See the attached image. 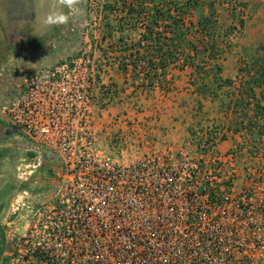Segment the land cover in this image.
<instances>
[{"label":"built area","instance_id":"obj_1","mask_svg":"<svg viewBox=\"0 0 264 264\" xmlns=\"http://www.w3.org/2000/svg\"><path fill=\"white\" fill-rule=\"evenodd\" d=\"M100 42L27 75L0 106L6 137L57 169L45 200L12 197L0 264H264V169L240 171L245 148L218 147L227 131L127 162L96 147L94 111L120 96L100 80Z\"/></svg>","mask_w":264,"mask_h":264},{"label":"crops","instance_id":"obj_2","mask_svg":"<svg viewBox=\"0 0 264 264\" xmlns=\"http://www.w3.org/2000/svg\"><path fill=\"white\" fill-rule=\"evenodd\" d=\"M16 4L21 5L25 10L28 9L31 13L29 16L23 15L14 19L19 29L18 34L15 32V36H20L21 41L15 43L16 41L11 38L7 43L8 45H5L2 51L0 49L1 52L9 53L0 58V78L4 75L2 72L6 68L17 66L25 75L32 74L48 67L49 62L54 64L58 60H65L63 59L64 56L71 58L75 55L74 0L71 2L69 0H0V18L4 22L3 27H6L8 18L6 17L8 15L3 17V14L8 12V8L10 10L15 8ZM204 7H198L196 12H193L190 21L196 24L202 16H206L207 9ZM202 10H206V12ZM88 15L91 17L93 13H88ZM102 16L103 14L100 12L94 13L93 19L98 18L100 20ZM122 16L124 13H118L111 15L110 19L115 20ZM140 34V30H128L123 33L114 32L112 39L115 42L123 36L128 38V42L136 43ZM4 35L0 33L1 37ZM189 35H191L190 38L194 44H197L201 37L204 38L203 34L196 33L193 29L190 30ZM81 36L84 43H87L88 37H90V46L96 38L94 31L90 35L83 34ZM78 46L80 49L84 48L80 43ZM186 52L191 53V50L187 49ZM30 53L33 54L31 63L27 60L30 57L26 59ZM114 56L120 59L121 53L115 52ZM205 59H208L206 54L202 62H198L196 59L195 63L201 65L206 62ZM25 61L29 62L25 63ZM205 69L208 70L207 66ZM142 70L139 67L128 76L119 69L118 64H114L105 71L100 79L102 83L117 88L121 94L108 107L94 111L93 123L97 131L96 147L112 157H115L112 155L115 152L117 155L115 158L123 162L140 157L149 145L154 150L177 149L185 146L190 137V127L193 124H197V122L201 124L206 118H214L207 116L204 108H197L198 111H202L198 115L193 109L192 100H196L195 104L207 100L205 95H201L199 91L196 92L191 86L192 81L202 78L201 74L195 72L194 67L179 69L174 65L169 66L161 79L162 88L158 87L152 90L146 89L148 80L144 78L145 74ZM133 75L134 80L132 79ZM130 78L131 83L134 84L133 91L129 89ZM208 79L210 80V77ZM208 79L205 81L207 82ZM200 81L202 82V79ZM164 87L167 89L163 90ZM11 94L12 92L8 91L5 97H9ZM228 111V116H230L232 109ZM217 113H215L216 118H218ZM114 139L115 143H113ZM116 140H121L122 143ZM230 140V137H225L224 141L219 143V149L227 148ZM231 144L236 143L231 141Z\"/></svg>","mask_w":264,"mask_h":264},{"label":"rangeland","instance_id":"obj_3","mask_svg":"<svg viewBox=\"0 0 264 264\" xmlns=\"http://www.w3.org/2000/svg\"><path fill=\"white\" fill-rule=\"evenodd\" d=\"M74 1L75 56L81 53L88 56L90 54V48L95 45L94 43L101 41L102 35L99 33V30L101 29L102 21L101 19L98 20V18H93L94 13H97V6H101V2L103 0ZM95 1H98V3H95ZM236 3H245L246 6L243 8ZM70 5L73 6L72 4ZM15 6L16 7L11 10L8 8V12L3 14V17L8 15L6 16L8 17L5 25L6 27H3L4 22L0 18V33L5 34L3 37L0 36L1 51L5 45H8L7 43H9V39H14V41H16L15 43L21 41L20 36H15V32L18 34L19 29L17 28V24L14 19L23 15L29 16L31 13V11L29 12L28 9L25 10L21 5L16 4ZM205 9L207 8L205 7ZM216 9L217 14L214 15V19L218 20L219 26H222L224 29L228 28V25H230L233 17L235 18L234 23H236V26L238 24V20L242 19L244 22L241 30H238L235 34L230 35L229 37L218 40L219 55L217 58L205 59L206 63L209 64L205 65L204 68L207 66L208 70L212 71V69H216V66L219 67L221 70L219 78L221 80L227 79L231 81V83L228 85L222 84V88L219 89L216 88L215 84L209 83L208 92L204 96L207 100L199 102V104H195L196 100H192L194 103L193 109H195L197 113L196 115H198V113H202V111H198L197 108H204L206 109V115L214 118H206L201 124H199V122H197V124H193V126L190 127V137L186 142H190L197 131H203L204 129H212V131L217 129L225 130L229 133L231 140L229 146L223 150H226L233 145L231 144V141H234L235 143L238 142L240 150L245 148V151L240 153V171L242 173L245 172L247 167L264 169V133L260 135H258L259 133L257 134L259 130L264 128V119H258L255 121V117L253 115L254 109L252 106L255 101L253 99L250 100L251 106L246 107L244 113H239L241 107H238L237 114H234V102L237 98H239L238 90L240 89V85H247V83L253 85L254 79H256V77H261L256 71H259L258 67L264 63V0H231L230 2L224 4L223 7L216 5ZM202 11L206 12V10ZM199 12H201V10H199ZM88 13H93V15L90 17ZM51 31L54 30L51 29ZM92 31H94L96 38L93 40L92 46H90V37H88V42L84 43L81 35H90ZM221 32L224 33V30ZM79 43L82 47H84L83 49L79 48ZM99 44L101 47H98L100 48V55L102 56L101 51L108 50V48L102 41ZM114 50L116 51V49ZM1 51L0 58L2 55L7 56L9 54ZM110 53L111 52L108 50L106 55L110 56ZM17 54L20 53L17 52ZM29 55H31V53L27 55L26 59L30 57V59L27 60L31 63V61H33V54L31 56ZM69 58V56L63 57L65 60ZM29 61H25V63ZM61 61L62 60H58L56 63ZM198 62H200L199 59ZM56 63L51 64L49 62L48 67H51ZM22 64L24 65V62ZM6 69L2 72L4 75L0 78V106L17 96L18 93H16V90L19 91L18 87H20L22 80L29 75V73L25 75L21 71V68L19 69L17 66ZM246 70H249L250 73L245 74ZM241 71L243 73H241ZM200 80L196 79V81L191 82V86L196 92L199 91L198 89L203 83V81L201 82ZM208 82H210V80H208ZM158 87L162 88L161 84L152 88L147 87L146 89L152 90L153 88ZM164 89L167 88L164 87L163 90ZM8 91H11L12 94L9 97H5ZM260 91V89L256 88L258 99H260ZM119 93L121 94L120 91ZM209 99L211 100L210 102ZM244 99L248 100L249 98L244 96ZM260 103L264 106V98L261 99ZM231 109L232 114L228 116V110ZM216 112H218V118L215 117ZM247 122L250 123V125H252V123H256L257 125L256 127H247ZM240 123H242L241 126L243 128L238 131V135L236 134V129L239 127ZM6 130L7 125L5 119L0 114V205L4 204L0 213V250L2 249L1 243L5 229L4 218L8 212L12 197L19 191L27 190L39 195L40 198H44L45 200L47 196L52 194L55 187V173L57 171L54 165L51 166L50 164H41L37 167V161L34 158V154L28 151L25 147L18 145L14 141H11V139L7 138V132L3 133ZM224 139L225 138H222L219 143L224 141ZM114 141L115 139L113 140V143H115ZM116 141L119 142V140ZM249 150L252 154H249ZM112 155L117 157L115 152H113Z\"/></svg>","mask_w":264,"mask_h":264},{"label":"trees","instance_id":"obj_4","mask_svg":"<svg viewBox=\"0 0 264 264\" xmlns=\"http://www.w3.org/2000/svg\"><path fill=\"white\" fill-rule=\"evenodd\" d=\"M230 1L103 0L101 6H97L96 12L103 14L100 29L101 41L107 45L111 55L107 56L106 52L108 50H103L101 51V57L108 65L118 63L119 69L125 74L128 66L132 67L133 72L139 67L142 68L145 74L144 78L148 80V88L154 87V84H160L167 68L172 65L179 69L194 67L195 72L202 76L203 83L198 90L203 95L208 92L209 83L215 84L218 89L222 88L223 85H228L231 81L219 78L220 68L216 66V69H212V73V71L206 70V67L204 68L206 62L200 65L199 63L196 64L195 60L199 59L202 62L205 54L210 59L217 58L219 55L218 40L229 37L242 29L244 24L242 19L238 20L236 26L233 17L227 29L219 26L218 20L214 19V15L217 14L216 5L223 7L224 4ZM95 3H98V1H95ZM237 5L243 8L246 6L245 3H238ZM204 6L207 8V15L202 16L194 24L190 21L193 12H196L198 7ZM118 13H124V16L119 19L114 18L115 20L110 19L111 15ZM192 29L196 33L203 34L206 40L201 37L198 39V45L194 44L190 38L191 35H189ZM128 30H140V38L136 43L128 42V38L123 36L118 38L117 41H113L112 34L114 32L123 33ZM223 30L224 33L221 32ZM187 49L191 50V53L186 52ZM115 52L121 53L120 59L114 56ZM258 68L259 71L256 72L261 77H256L253 85L250 83L240 85L239 98L234 102V114H237L238 107H241L239 113H244L245 108L251 106L250 100L253 99L255 101L252 105L255 121L264 119V106L260 103L261 99L264 98V63ZM241 73L243 72L241 71ZM249 73V70L245 71V74ZM208 77H210V82H205L204 80ZM132 79H135L134 75ZM256 88L261 90L259 93L260 99L257 97ZM244 96L249 99L245 100ZM247 124V127H256L257 125L256 123L250 125L248 122ZM241 125L242 123L239 124V129H236L237 132L243 128ZM262 133H264V128L257 132L258 135ZM250 152L249 150V154H252ZM3 207L4 204H1L0 213Z\"/></svg>","mask_w":264,"mask_h":264},{"label":"clouds","instance_id":"obj_5","mask_svg":"<svg viewBox=\"0 0 264 264\" xmlns=\"http://www.w3.org/2000/svg\"><path fill=\"white\" fill-rule=\"evenodd\" d=\"M69 2H71V0H69Z\"/></svg>","mask_w":264,"mask_h":264}]
</instances>
